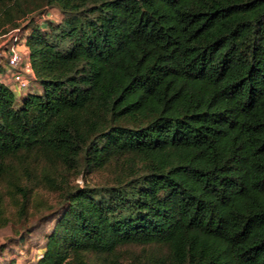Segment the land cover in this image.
Returning <instances> with one entry per match:
<instances>
[{"label":"trees","instance_id":"16d2710c","mask_svg":"<svg viewBox=\"0 0 264 264\" xmlns=\"http://www.w3.org/2000/svg\"><path fill=\"white\" fill-rule=\"evenodd\" d=\"M12 31L2 251L50 221L35 264H264V0H0Z\"/></svg>","mask_w":264,"mask_h":264},{"label":"rangeland","instance_id":"374dc122","mask_svg":"<svg viewBox=\"0 0 264 264\" xmlns=\"http://www.w3.org/2000/svg\"><path fill=\"white\" fill-rule=\"evenodd\" d=\"M34 16V15H33ZM35 18L38 21V23H42L45 20H53V21H60L62 18V14L59 12L58 9H51L47 10V12L42 16L39 17L35 14ZM27 19L23 20L21 22L22 25L26 24ZM14 34H16V31L9 32L7 34L0 36V65L1 67L7 69V73L3 76V79L7 84L10 85V87L16 92V96L19 97L21 95H24L25 93H28L31 91V87L28 88H20L18 85L15 84L14 78H12V72L11 70H8L7 67V58L12 54V46H16V49L18 52L21 53L23 57H25L28 61V50L25 45L24 38L18 40L16 37H14ZM20 72H23L24 75L27 73L25 72V69H19ZM94 178V179H93ZM102 177L97 175L95 177L93 176H86L81 175L78 177H75L72 179V183L79 186H85V185H92L98 182V179H101ZM48 201L50 205L54 206L57 202V199L55 196H48ZM55 202V203H54ZM54 204V205H53ZM54 222L47 221L46 223H43L38 225L35 232L30 235L24 242L23 245H15L7 248L5 251H2V247H8L10 246L8 242V238L12 236V228L7 227L5 229L0 230V264H35L38 257L43 252L46 238L45 236L51 231L53 227ZM125 253V255H137L139 253H143L142 247L138 246H132V247H126L122 249Z\"/></svg>","mask_w":264,"mask_h":264},{"label":"built area","instance_id":"2783aa9c","mask_svg":"<svg viewBox=\"0 0 264 264\" xmlns=\"http://www.w3.org/2000/svg\"><path fill=\"white\" fill-rule=\"evenodd\" d=\"M12 50V54L8 57V70L12 72V78H14L15 84L20 88H28L29 81L33 77V69L31 67L30 62L21 55L20 52L17 51L16 46H12L10 49ZM19 69H25V72L29 77L24 75L23 72H20ZM32 76V77H31Z\"/></svg>","mask_w":264,"mask_h":264}]
</instances>
